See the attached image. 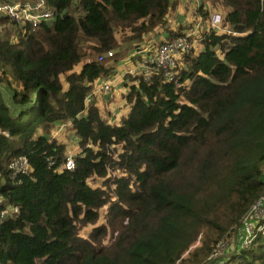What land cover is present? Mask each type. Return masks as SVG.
Listing matches in <instances>:
<instances>
[{
    "label": "trees",
    "instance_id": "trees-1",
    "mask_svg": "<svg viewBox=\"0 0 264 264\" xmlns=\"http://www.w3.org/2000/svg\"><path fill=\"white\" fill-rule=\"evenodd\" d=\"M44 1L57 17L33 33L0 17V198L19 209L0 225V264H211L264 192V0H221L227 29L201 30L173 81L125 76L130 110L117 124L85 99L122 55L90 53L139 50L175 3ZM60 124L78 141L73 171L49 136ZM20 156L31 171L17 183L8 165ZM221 262L264 264V240Z\"/></svg>",
    "mask_w": 264,
    "mask_h": 264
},
{
    "label": "built area",
    "instance_id": "built-area-1",
    "mask_svg": "<svg viewBox=\"0 0 264 264\" xmlns=\"http://www.w3.org/2000/svg\"><path fill=\"white\" fill-rule=\"evenodd\" d=\"M0 17L8 18L19 27L22 34H26L35 32L42 24L50 25L55 21L57 15L44 0H3L0 3ZM200 28V25L197 24V27L177 38L163 39L148 47H139V50L135 52V59L130 62L129 67L122 73V76L143 78L147 82L154 74L161 72L165 81H173L177 70L183 65L184 57L191 52L195 53V44L200 43ZM210 29H215L219 32L225 31L223 16L220 13L211 14ZM113 57L114 53L110 51L99 55L97 61L103 63ZM114 79L115 76L109 80L95 81L92 90L85 99L86 106L89 107L92 104L90 102L96 92L110 94L115 82ZM100 82L101 84H99ZM60 125L62 127L70 124ZM58 131L60 132L61 128ZM0 134H4V132L0 131ZM74 157L75 154H72L69 150L66 151L62 170H74ZM8 170L12 179L17 181V183L21 177L27 176L31 171L25 156L17 157L10 162ZM1 203L2 199L0 198V225L4 220L17 215L19 211L18 207L11 205L2 207ZM259 236L264 240V192L253 203L240 224L227 236L230 238L221 239L215 244L208 260L211 264L221 262L230 253L241 249H250L257 242ZM231 238L234 241L230 240Z\"/></svg>",
    "mask_w": 264,
    "mask_h": 264
},
{
    "label": "rangeland",
    "instance_id": "rangeland-1",
    "mask_svg": "<svg viewBox=\"0 0 264 264\" xmlns=\"http://www.w3.org/2000/svg\"><path fill=\"white\" fill-rule=\"evenodd\" d=\"M172 2L175 3V8H173L170 12L168 17L166 18V22L163 26L156 28L148 37V39H150L151 41H156V42H160L162 38H165L167 36L166 31L168 29H175L174 31L181 30V33H186L188 31H191L194 27H197V24L200 25V29L202 31L207 30L208 28H210V16L211 14H214L215 12L220 13L223 18L225 17V13L227 12L226 7L223 5L221 0H171ZM202 7V8H200ZM178 8H180L178 10ZM71 11L73 12V10L71 9ZM75 12V11H74ZM78 13H76L77 15H81L80 11H76ZM207 13V18L204 19L201 17L202 13ZM204 19V20H203ZM227 27L225 26L226 30ZM201 31V32H202ZM122 31L118 32V39L121 40L124 36L127 37L129 36V31H124V35H121L123 33H121ZM160 40V41H159ZM133 44H123L121 45L120 49L118 51H113L114 55H117V52L124 56L122 57L118 67H117V73L115 74V82L114 85L112 86V91L110 94H104V95H108L107 99L103 100V104H105V108L102 107V105L100 104L101 101L100 99H97L98 101H96L98 104L101 105V108L105 111L103 113V118L111 123V124H116L118 119L122 116L120 115V117H118V119L116 118V114H121L122 108H120L121 105H127L125 100H122L121 98H119V94L122 91V95L124 96V94L126 93V89L125 87H123V83H124V78H123V72L129 67L130 64H128V61H131L133 59H135L134 54H132V51L130 52V49L134 48L132 46ZM195 54H198L201 50H202V44L198 43L197 45L195 44ZM133 50V49H132ZM90 53V52H89ZM91 58L97 59L98 56L96 57L93 53H90ZM130 63V62H129ZM81 65L78 66L76 68L80 69ZM4 72L0 70V79L4 78L5 79V75L3 74ZM12 84V83H11ZM101 84V82L99 83ZM0 86L2 87V84H0ZM5 86V85H3ZM3 88V87H2ZM5 89L8 91L9 88L5 87ZM97 93H101V92H96ZM103 94V93H102ZM97 98V96L94 98ZM101 98V97H100ZM123 101H121V100ZM92 103V100L90 102V104ZM96 103L97 107L100 110L99 105ZM111 105V107H110ZM113 105V106H112ZM128 112H129V108H128ZM120 122V121H119ZM70 126H65L63 125L61 127V125L57 126L56 129H60L61 131L58 132V135H56V131L55 129H51L49 132V136H51L53 139H57L60 142L65 143V145L67 147H72L70 152L72 154H75L78 152V141L76 139V137L73 134V130L71 129ZM39 130V129H38ZM40 132V130H39ZM117 174V173H116ZM102 180H92L90 181L89 185H91L92 187H96V186H100ZM105 211H106V207L103 208L101 210V217L100 220L98 222V224H103L105 223ZM92 229V226H87L83 229H81L80 231V235L82 237H86L90 230ZM229 236V235H228ZM112 237V234H108V237L105 241V244L107 245L110 242V239ZM225 238H230V237H225ZM232 241H234L232 238L230 239ZM218 263V262H216Z\"/></svg>",
    "mask_w": 264,
    "mask_h": 264
},
{
    "label": "crops",
    "instance_id": "crops-1",
    "mask_svg": "<svg viewBox=\"0 0 264 264\" xmlns=\"http://www.w3.org/2000/svg\"><path fill=\"white\" fill-rule=\"evenodd\" d=\"M180 8H178V10H179ZM173 31L175 30V29H172ZM149 35L150 34H148V35H146V36H144L143 37V40H142V42L140 43V47H148L149 45H151V44H153V43H156V41H151L150 39H148V37H149ZM164 38H162L161 40H163ZM160 41V40H159ZM133 49V50H132ZM132 49H130V52L132 51V54H134V57H135V52H136V49H134V48H132ZM122 57H124V56H122ZM134 60V59H133ZM132 61V60H131ZM131 61H128V64H130L129 62H131ZM80 69H77L76 71H79ZM124 78V77H123ZM125 83H126V81L124 80V83H123V87H124V85H125ZM114 85V84H113ZM94 86H96V85H94ZM19 88V87H18ZM126 89V88H125ZM127 91V90H126ZM97 96V98L95 99V101H94V98ZM101 97V98H100ZM107 97H108V95H104V94H102V93H97V94H95L93 97H92V103H97L96 101H98L97 99H100V101H101V105H102V107L103 108H105V105H106V102H105V104H103L102 102H103V100H105V99H107ZM119 98H121L122 100H124V96L122 95V91L120 92V94H119ZM120 99V100H121ZM121 100V101H122ZM123 102V101H122ZM98 104V103H97ZM100 104H98L99 105V107H100V113H101V115L103 116V113L105 112L102 108H101V105ZM113 106V105H112ZM110 107H111V105H110ZM120 108H122V111H121V114H116V118L118 119V117H120V115H122L119 119H118V121H117V123H119V121L123 118V117H125L126 115H127V113H128V108H129V110H130V106L128 105V107L126 106V105H121L120 106ZM116 123V124H117ZM57 126H59V125H56L55 126V133H56V135H58V132H57V129H56V127ZM68 126H70V125H68ZM71 127V126H70ZM69 127V128H70ZM71 148L72 147H67L66 146V151L67 150H71ZM212 264H222V262H218V263H216V262H214V263H212Z\"/></svg>",
    "mask_w": 264,
    "mask_h": 264
}]
</instances>
